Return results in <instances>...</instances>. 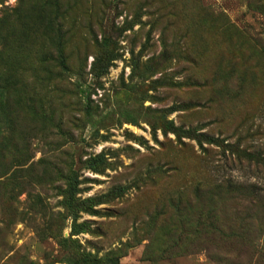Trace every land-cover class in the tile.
Segmentation results:
<instances>
[{"label":"rangeland","instance_id":"obj_1","mask_svg":"<svg viewBox=\"0 0 264 264\" xmlns=\"http://www.w3.org/2000/svg\"><path fill=\"white\" fill-rule=\"evenodd\" d=\"M35 4L0 0L22 74L0 95V264H264V209L217 187L264 193V0H38L47 25H4Z\"/></svg>","mask_w":264,"mask_h":264},{"label":"trees","instance_id":"obj_2","mask_svg":"<svg viewBox=\"0 0 264 264\" xmlns=\"http://www.w3.org/2000/svg\"><path fill=\"white\" fill-rule=\"evenodd\" d=\"M36 1L35 7H27L23 8L22 6H17L12 11V14H6L4 15L5 21L3 22L5 24L13 25L15 29L20 30L21 32L25 33L26 29V22L31 23L33 21H38L39 23H43V26H45L46 23L49 21L45 20V17L47 16L48 9L45 8L44 15L40 14V10L38 8V0H31ZM47 25V24H46ZM263 58V57H262ZM61 57L60 60V66L63 68H66V60H62ZM108 66L107 60L104 61V59L100 56H95L91 68V74L99 78L101 75L106 73ZM22 74L15 71V68L12 64V59L10 58V55L1 50L0 52V95L3 97V94L5 95L6 100L10 101L12 98L13 93L16 91L18 92V84L20 83ZM3 92V94H2ZM18 99V103L20 102L19 96H14ZM191 135H194L193 132H186L187 137H192ZM203 136V135H201ZM207 138L205 139H211L209 133L204 135ZM241 157L252 158L253 156L250 154H243L238 157V160H241ZM256 158L254 159V164L259 165L260 161L263 160V156L261 157V154H256ZM264 167V166H263ZM218 188H221V190L225 191L228 189V192L236 191L237 193L244 194L248 198V202L250 203V206L257 209L258 207H261L264 209V193L260 192V188L255 184H231V182H226L223 185H217ZM72 195V194H68ZM264 211V210H263ZM216 232H218V227H215ZM215 233V232H214Z\"/></svg>","mask_w":264,"mask_h":264}]
</instances>
